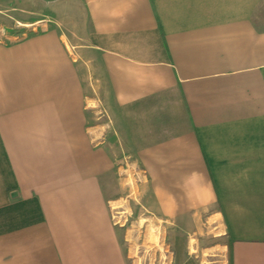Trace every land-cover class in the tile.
I'll return each instance as SVG.
<instances>
[{"label":"crops","instance_id":"0c3cea01","mask_svg":"<svg viewBox=\"0 0 264 264\" xmlns=\"http://www.w3.org/2000/svg\"><path fill=\"white\" fill-rule=\"evenodd\" d=\"M261 1L0 0L42 27L0 40V264H127L112 139L162 220L215 206L224 264H264Z\"/></svg>","mask_w":264,"mask_h":264},{"label":"rangeland","instance_id":"374dc122","mask_svg":"<svg viewBox=\"0 0 264 264\" xmlns=\"http://www.w3.org/2000/svg\"><path fill=\"white\" fill-rule=\"evenodd\" d=\"M15 17L0 13V40L17 41L42 31L41 23H25ZM255 22L264 28V0L258 7ZM97 95L105 98L103 92ZM107 142L115 151L107 194L114 221L121 226L119 241L127 264H182L189 257L196 264H224L228 260L227 237L221 234L217 221H207L215 206L209 211H199L195 220L190 214L184 221L162 220L147 174L132 155L130 144L122 142L127 144V150L122 152L118 139Z\"/></svg>","mask_w":264,"mask_h":264}]
</instances>
